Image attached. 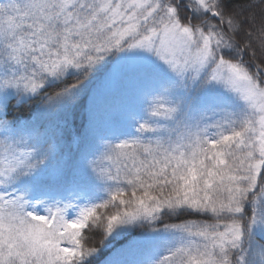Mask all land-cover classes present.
Returning <instances> with one entry per match:
<instances>
[{"label":"snow or ice","instance_id":"6c2138e0","mask_svg":"<svg viewBox=\"0 0 264 264\" xmlns=\"http://www.w3.org/2000/svg\"><path fill=\"white\" fill-rule=\"evenodd\" d=\"M0 264H264V0H0Z\"/></svg>","mask_w":264,"mask_h":264},{"label":"trees","instance_id":"16d2710c","mask_svg":"<svg viewBox=\"0 0 264 264\" xmlns=\"http://www.w3.org/2000/svg\"><path fill=\"white\" fill-rule=\"evenodd\" d=\"M110 104H111V101H104V100H101L99 102V112H98V117L99 119L103 122L107 119H109V116H110V112H111V109H110ZM82 119H83V114H78L77 116V124L81 123L82 122Z\"/></svg>","mask_w":264,"mask_h":264}]
</instances>
